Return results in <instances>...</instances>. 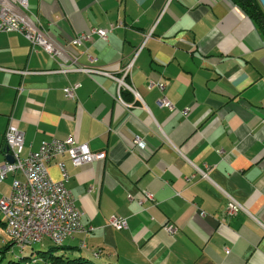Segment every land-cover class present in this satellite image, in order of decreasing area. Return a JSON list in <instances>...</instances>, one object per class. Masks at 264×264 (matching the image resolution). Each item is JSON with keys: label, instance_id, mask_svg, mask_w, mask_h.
Instances as JSON below:
<instances>
[{"label": "crops", "instance_id": "crops-1", "mask_svg": "<svg viewBox=\"0 0 264 264\" xmlns=\"http://www.w3.org/2000/svg\"><path fill=\"white\" fill-rule=\"evenodd\" d=\"M27 13L62 54L0 33V164L8 124L23 135L22 157L68 137L105 154L79 167L67 156L48 165L53 181L64 165L81 222L93 228L71 243L115 264H264V35L256 24L230 0H28ZM92 30L106 40L91 34L71 44ZM73 59L118 79L130 66L124 82L133 92L73 71ZM162 98L172 110L158 106ZM14 178L22 180L0 182V198ZM229 198L244 211L228 216ZM111 218L127 229H112Z\"/></svg>", "mask_w": 264, "mask_h": 264}, {"label": "built area", "instance_id": "built-area-1", "mask_svg": "<svg viewBox=\"0 0 264 264\" xmlns=\"http://www.w3.org/2000/svg\"><path fill=\"white\" fill-rule=\"evenodd\" d=\"M27 12L28 0H0V33L16 32L23 36L32 49L41 48L50 57L60 58L61 49L40 29L38 20L31 19ZM91 34H96L102 40H106L105 32L92 30L89 34L82 33L75 37L71 44L82 46L89 40ZM149 36L150 34L145 37V41ZM72 62L75 64L72 69L75 72H82L86 75L93 73L106 75L116 80L120 87L133 92L132 88L124 82V78L130 73V66L125 69L123 78L118 79L102 71L80 66L76 59ZM60 71L66 72L62 69ZM78 87V84L65 87L63 89L65 97L73 99ZM118 100L121 101L120 98ZM157 104L160 108L173 109L165 98L160 99ZM3 140V151L6 156L12 157L13 162L5 161L0 164V182L8 175L15 176L16 174H20L22 180L15 178L12 180L10 194L0 198V213L8 217L11 223L9 237L20 252L23 251L26 243L42 242L45 238L49 240L72 239L76 234L92 232V227H85L82 224V214L75 206L74 198L66 187L68 174L64 165L58 164L61 175L59 181H53L50 178L48 165L57 157L67 156L73 166L79 167L103 160L105 154L91 152L87 145L77 144L72 137H68L62 140L53 139L42 142L36 151L22 157L23 135L12 124H8ZM133 142L141 144V140L137 137ZM197 172L203 178L207 177V172L199 169ZM145 199L152 200V195L145 194ZM243 211V207L238 202L232 198L228 199L226 208L228 216H234ZM108 225L116 231L127 229L126 220L121 218L109 219ZM164 230L168 234H174L176 227L168 225ZM93 254L94 257L99 255L98 252Z\"/></svg>", "mask_w": 264, "mask_h": 264}, {"label": "rangeland", "instance_id": "rangeland-1", "mask_svg": "<svg viewBox=\"0 0 264 264\" xmlns=\"http://www.w3.org/2000/svg\"><path fill=\"white\" fill-rule=\"evenodd\" d=\"M3 221H4V224L6 225V217L5 215L0 213V250L4 248L5 244L10 243V242L12 243L11 238L6 233V227H3L2 225ZM75 236L76 235H74L73 238ZM71 240L72 239L65 240L62 245L70 246L69 244H72V245L78 246V250H73V251L72 250L71 251L59 250V251H56L55 252L56 254L54 255L59 257V256L64 255L65 253L67 254L68 260H73V259L81 257V258H87L94 264H108V263L115 264L114 262H103V260L97 259L96 257H94V254L86 248V246L85 248L82 247L83 243L73 244L71 243ZM53 244L54 243L51 240L45 238L42 240V242L35 243L32 246H27L21 252L15 245H13L12 247L9 248V250H7L3 255H1L2 259L0 260V264H14V263H17V261H19L18 262L19 264H45L46 262H49L48 261L49 257L44 256V258L41 259V255L38 252H46L49 247H53L55 245ZM36 256L38 257L37 262H32Z\"/></svg>", "mask_w": 264, "mask_h": 264}, {"label": "trees", "instance_id": "trees-1", "mask_svg": "<svg viewBox=\"0 0 264 264\" xmlns=\"http://www.w3.org/2000/svg\"><path fill=\"white\" fill-rule=\"evenodd\" d=\"M230 1L234 5H236L241 11H243L246 14V16H248L256 24L258 29L264 35V10L260 5V3L258 2V0H230ZM2 225H4L5 227L4 223H2ZM13 245H14L13 242L4 245V248L0 250V260L2 259L1 255H3L7 250H9V248L12 247ZM59 250L73 251L78 249L76 247H68L61 244V245H57V246L54 245L53 247H49L46 252H38V253L41 255V259H43L44 256L49 257L48 260L49 262H46L45 264H94L87 258H81V257L73 260H68L67 254L65 253L64 255L57 257L54 254H56L55 252ZM37 258L38 257L36 256L32 262H37ZM18 262L19 261H17V263L14 264H19Z\"/></svg>", "mask_w": 264, "mask_h": 264}, {"label": "bare ground", "instance_id": "bare-ground-1", "mask_svg": "<svg viewBox=\"0 0 264 264\" xmlns=\"http://www.w3.org/2000/svg\"><path fill=\"white\" fill-rule=\"evenodd\" d=\"M5 217H6V225H5V227H6V233H7V235L9 236V235H11V223H10V221L8 220V217H7L6 215H5ZM65 240H67V239H59V240H51V241H52L55 245H61V244L64 243ZM35 243H39V242L26 243V245L23 246V249L26 248L27 246H32V245L35 244ZM84 245H85V244H82L83 247H85Z\"/></svg>", "mask_w": 264, "mask_h": 264}, {"label": "water", "instance_id": "water-1", "mask_svg": "<svg viewBox=\"0 0 264 264\" xmlns=\"http://www.w3.org/2000/svg\"><path fill=\"white\" fill-rule=\"evenodd\" d=\"M258 2L260 3V5L262 6L263 10H264V0H258ZM6 161L9 162V163H12L13 162V159L10 155H7L6 156Z\"/></svg>", "mask_w": 264, "mask_h": 264}]
</instances>
